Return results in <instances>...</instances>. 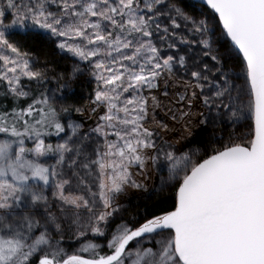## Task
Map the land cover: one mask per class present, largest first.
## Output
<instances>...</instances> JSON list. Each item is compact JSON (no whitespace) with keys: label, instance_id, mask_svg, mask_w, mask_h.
Listing matches in <instances>:
<instances>
[{"label":"snow or ice","instance_id":"1","mask_svg":"<svg viewBox=\"0 0 264 264\" xmlns=\"http://www.w3.org/2000/svg\"><path fill=\"white\" fill-rule=\"evenodd\" d=\"M204 6L0 0V264H264V0ZM152 171L170 208L125 219Z\"/></svg>","mask_w":264,"mask_h":264},{"label":"trees","instance_id":"2","mask_svg":"<svg viewBox=\"0 0 264 264\" xmlns=\"http://www.w3.org/2000/svg\"><path fill=\"white\" fill-rule=\"evenodd\" d=\"M188 4L191 5L189 8V13L195 16L198 19H202L205 17H211V11L198 3L193 2L192 0H188ZM213 27L215 25L213 24ZM217 36H219V32L217 31ZM33 56L39 61V66L43 67L47 65L50 68H54L58 72H62L68 74L72 69V63L69 59H66L65 56L59 53V50L54 48L53 46H35L30 45L28 49ZM54 86V83H53ZM94 88L93 84H90L87 81L82 80L75 88V97L74 101L81 99H85L86 97H90L92 94V89ZM81 104V102H80ZM233 131L232 129H225L223 135L225 139L227 138L229 132ZM240 131H243L241 128ZM212 132V128L209 126L205 132L200 134L199 140H205ZM219 131L217 135H219ZM55 139V138H54ZM199 142V141H198ZM161 183L157 187L156 193H151L144 197H138L134 199L128 200L124 204V208L128 211L125 213V219L129 218L131 215L139 213L141 215H151L153 213L159 214L162 209L170 208L172 204V196L173 191L171 189H165L164 191H159L160 185L164 182L165 177L160 174ZM103 241L102 239L99 242ZM73 249L76 247L75 242H70Z\"/></svg>","mask_w":264,"mask_h":264},{"label":"rangeland","instance_id":"3","mask_svg":"<svg viewBox=\"0 0 264 264\" xmlns=\"http://www.w3.org/2000/svg\"><path fill=\"white\" fill-rule=\"evenodd\" d=\"M8 19L10 21L11 17H9ZM210 26L213 27V25H210ZM64 56H65L66 59L70 60V62L72 63V66H73L72 58H70V57H68L66 55H64ZM33 57L36 59L35 56H33ZM89 100H90V97H86L85 99H81V101L76 100L74 102L78 106L90 108ZM80 102H81V104H80ZM73 116H74V119H76L77 121H82L86 128H91L94 125V122H95V119H96V117L93 116L90 111L86 112L83 116H80L79 114H73ZM157 119L158 120L166 119L165 113H164V111L162 109H157ZM198 131H199V136H200V134H202L206 130H198ZM55 139H58V138H55ZM162 175L164 176V174H162ZM160 177H161L160 174H158L156 171H152L151 175H150V178H148L147 180L143 181L144 184H145V190L130 189L128 194L121 199L122 206H124V204L130 199H134V198H138V197H144L146 195H149V194L153 193V191H152L153 187L155 186L157 188L159 186V184L161 183V178ZM101 243H103V241H101Z\"/></svg>","mask_w":264,"mask_h":264},{"label":"water","instance_id":"4","mask_svg":"<svg viewBox=\"0 0 264 264\" xmlns=\"http://www.w3.org/2000/svg\"><path fill=\"white\" fill-rule=\"evenodd\" d=\"M193 2H195V3H198V4H200V5H203L204 6V3H205V0H192ZM206 7V6H205ZM210 11H211V9L210 8H208Z\"/></svg>","mask_w":264,"mask_h":264}]
</instances>
